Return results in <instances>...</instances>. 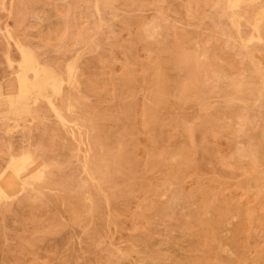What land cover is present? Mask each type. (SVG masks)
I'll use <instances>...</instances> for the list:
<instances>
[{"label": "rangeland", "instance_id": "obj_1", "mask_svg": "<svg viewBox=\"0 0 264 264\" xmlns=\"http://www.w3.org/2000/svg\"><path fill=\"white\" fill-rule=\"evenodd\" d=\"M20 44L67 121L0 120V170L49 163L0 201V264H264V0H0L2 101Z\"/></svg>", "mask_w": 264, "mask_h": 264}, {"label": "bare ground", "instance_id": "obj_2", "mask_svg": "<svg viewBox=\"0 0 264 264\" xmlns=\"http://www.w3.org/2000/svg\"><path fill=\"white\" fill-rule=\"evenodd\" d=\"M19 49L23 57L19 63L20 71L17 76L18 91L15 96L7 97L5 101L0 100L2 108L0 120L11 121L20 126L24 122L33 121L36 114H33L34 112L42 116L43 103H46L65 124L67 120L58 102L46 93L47 88H51L55 94L61 93L63 82L61 72L54 66L42 63L32 48L20 44ZM75 67L74 64L69 65L68 71L74 73ZM36 152L37 149L31 145H23L19 153L12 152L8 155L0 170V201L17 197L31 185L32 181L44 178L49 163L41 155L37 156Z\"/></svg>", "mask_w": 264, "mask_h": 264}]
</instances>
